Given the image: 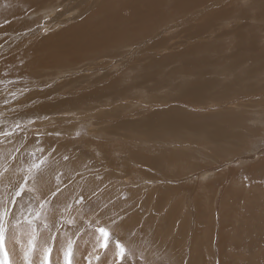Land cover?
Masks as SVG:
<instances>
[{
	"label": "rangeland",
	"instance_id": "1",
	"mask_svg": "<svg viewBox=\"0 0 264 264\" xmlns=\"http://www.w3.org/2000/svg\"><path fill=\"white\" fill-rule=\"evenodd\" d=\"M90 2L47 0L22 19L8 18L11 22L0 27V132L12 133L9 139L0 136V171L10 163L12 171L5 176L15 183L33 159L30 153L40 156L37 149L43 148L47 155L55 148L47 178L55 184V176L64 173L62 179L69 184L65 196L53 202L57 213L65 219L74 217L83 227L91 221L88 233L96 226L107 228L111 238H120L137 259L144 257L142 264H264V0H212V7L226 13L210 20L205 16L212 12L194 13L198 18L191 15L188 22L174 9L178 0H160L168 8L161 37L147 36V42L131 46L135 36L156 28L145 22L141 30L116 24L115 32L110 29L116 36L96 40L91 51H74L71 59L63 56L65 50H57L52 61L35 65L29 56L42 54L28 47L51 41L83 10L93 18L90 26L107 20V25L115 26L110 19L114 12L105 8L110 0H98L87 11ZM171 21L175 23L169 25ZM190 38L208 46L205 51L198 48L195 62L185 60L189 64L179 58ZM49 45L45 50L53 43ZM204 52L205 60L200 59ZM253 71L254 77L246 74ZM65 155L68 161L63 160ZM8 186V179L0 180V198L7 199ZM80 191L89 203L65 212L64 200L71 203L70 196ZM65 230L69 235L75 232L71 224ZM45 231L40 228L41 236ZM73 238L78 244L76 264H88L89 259L92 264H112L111 252L100 251L99 262L89 255L92 235L81 231ZM29 239L26 225L17 227L15 237L6 234V248L15 264H25ZM54 258L63 264L62 252L54 253ZM33 259L39 264L35 255Z\"/></svg>",
	"mask_w": 264,
	"mask_h": 264
},
{
	"label": "snow or ice",
	"instance_id": "2",
	"mask_svg": "<svg viewBox=\"0 0 264 264\" xmlns=\"http://www.w3.org/2000/svg\"><path fill=\"white\" fill-rule=\"evenodd\" d=\"M19 129L20 125H16ZM23 129H21L22 131ZM15 131V129L13 130ZM51 135V133H48ZM58 136L59 133H56ZM0 136L9 139L12 136L11 132H0ZM18 151V149H15ZM41 153L36 156V153H30L33 157L25 169H22L23 174L15 183H11L10 177H6L5 173L12 171L11 164L0 171V180L8 179L9 186L7 189V199L0 198V264H15V261L10 259V254L6 248V234L11 232L15 237V232L18 226L26 225L29 229L30 239L27 248L24 249L25 264H36L33 259L35 255L39 264H58L54 258V253L62 252L63 264H76L75 251L78 246L77 239L81 231L90 234L94 237L92 243V252L89 255L96 261H100V251L106 254L112 253V264H142L144 257L141 255L139 259L136 253L127 248L120 238L112 239V233L105 227L96 226L91 233H88V228L93 227L90 221L88 227H83L77 224L74 217L65 219L55 210L54 201L59 202L60 198L65 196V191L69 184L64 182V173H59L55 176L56 183L50 184L47 178L49 167V157L56 151L52 148L51 151L44 155V149H37ZM12 156L11 153H9ZM16 157L12 156V160ZM69 156L65 155L63 160L68 161ZM79 175V173H77ZM71 182V177H67ZM36 185H39L38 188ZM33 194L35 201L33 203ZM94 194V193H93ZM27 199V203H25ZM71 203L66 198L64 200L63 210L68 212L70 209L81 210L89 203L83 191L70 196ZM46 206H49V211H45ZM94 215H99L96 210H93ZM111 223L119 227L115 219H111ZM71 224L75 228L72 235L65 230V225ZM43 227L46 231L41 236L40 228ZM40 241V246H37V240ZM88 264H92V259L88 260Z\"/></svg>",
	"mask_w": 264,
	"mask_h": 264
},
{
	"label": "bare ground",
	"instance_id": "3",
	"mask_svg": "<svg viewBox=\"0 0 264 264\" xmlns=\"http://www.w3.org/2000/svg\"><path fill=\"white\" fill-rule=\"evenodd\" d=\"M45 1H47V0H0V27L2 28V26H3V28L2 29H4V25L6 24V23H8V22H11V21H8V18L9 19H11V20H13L14 18H19V19H22V17L24 16V14H26L27 12H28V10L29 9H33L35 6H40V4L42 5L43 4V2H45ZM87 1V0H86ZM90 1V0H89ZM98 0H93V4L94 3H96ZM113 1V3L111 2V0H110V3L109 4H107L106 5V10L108 11L107 13H109L110 14V12H114V14L110 17V19L112 20V22L115 24V26L114 27H116V28H113V26H110V25H107L109 22H108V20L106 21V23L104 24V22H100V23H98V24H96V26H98V27H96L95 28V25L94 26H90V24H89V22L90 21H92L93 20V18L92 17H90V18H88L87 16H86V11L85 10H83V14L80 16V15H78L79 17L77 18V19H75V18H73V24L72 25H70L68 28H66L65 30H63V31H61V33H57V34H55V36H52L49 40H51V41H42V42H40V41H38L37 43H36V48H35V46H33V47H30L31 45V43H29V47H28V49H32V51H33V53L34 54H37V53H41L42 55L41 56H29L30 58H32L33 60V62H34V64L36 65V64H39V65H41V64H45V62L47 61H49V59L52 61L53 59H54V57L56 56V52H59V51H57V50H65V53L66 54H63V56H66V57H68V58H71V57H73V54H74V51H83L84 49H86V50H90V49H94V47H96L95 45H94V42L96 41V40H98V39H102V40H108V39H111L112 37H115L116 36V33H114V34H112L111 33V31H110V29L111 30H113L114 32H115V30H117V26H116V24H118L119 26H121V29H122V26H125V24H129L130 26H131V28H132V25L134 26V27H137V28H139L140 26H143V24H141L142 22H145L146 24H147V27L148 26H154L156 29L155 30H153V29H151V30H149V31H147L146 32V30H145V34H143V35H137V36H135V37H137L138 39L136 40V41H132L130 44H131V46H135L138 42H140L141 41V43H143V42H147V38L150 36L151 38L155 35L156 36V34H159L160 35V37H161V29H165V31H166V27H163V25H167L168 24V22L166 23L165 22V20H164V17L163 16H165L166 17V14H167V11H168V8H165L163 5H161V2H160V0H156V1H153V0H133L132 2H128V4L126 3L127 1L126 0H118V1H116V0H112ZM120 1H124L127 5H121V4H119V5H116L115 3H117V2H120ZM222 1V0H221ZM224 1V0H223ZM101 2H102V0H101ZM115 2V3H114ZM204 2L205 3H207L208 2V0H178V3L177 4H175V6H174V9L177 11V9L179 10V11H181L180 12V14L182 15V18H180L181 20H183V19H185L186 20V22H188L189 20H187V19H189V17H191V15H193L192 17H193V19L196 17L195 15L196 14H194V13H198V16H199V14L201 13V14H203L204 12H206V13H208V12H212V14H208L207 16H205V18H208L209 20L210 19H214L212 16L214 15V17H215V15H216V17H217V15H220L221 16V14H224V13H226V12H224L223 13V11H227V10H225V9H223V10H220V11H222V12H218L217 10V8L216 7H212V5L214 4V2H212V0L209 2V3H207V4H204ZM104 3V2H103ZM107 3V2H106ZM218 3V2H217ZM219 3H220V1H219ZM218 3V4H219ZM90 4H91V2H90ZM93 4H91V5H87L88 6V8H87V11H89V8L90 7H93L92 5ZM102 4V3H101ZM221 4V3H220ZM99 5V4H98ZM86 6V7H87ZM101 6V5H100ZM115 6H119L120 8H121V10H120V12L118 13V10L116 9V8H114ZM194 6V7H193ZM95 7H97L98 8V6H97V4H96V6ZM101 7H103V5L101 6ZM104 8V9H105ZM112 8H114V10L115 11H117V12H115ZM91 9V8H90ZM220 9V8H219ZM232 10V9H231ZM73 11V10H72ZM92 11V10H91ZM91 11L89 12V14L88 15H90V13H91ZM246 11V10H245ZM229 12H231V11H229ZM235 13V12H234ZM245 13V12H244ZM264 13V12H263ZM230 14V13H229ZM243 14V13H242ZM228 15V14H227ZM226 15V16H227ZM92 16H94V17H97V14H94V15H92ZM198 16L196 17V18H198ZM224 16L225 15H223V17H222V19L224 18ZM237 16V15H236ZM84 17H87L86 19H84V20H82ZM155 17L157 18V20L154 22V23H152L151 22V20H152V18H154L155 19ZM174 17V16H173ZM231 18H232V16H230ZM240 17V16H239ZM246 17H247V15H246ZM147 18V19H146ZM219 18V17H218ZM228 18H229V16H228ZM227 18V19H228ZM248 18V17H247ZM89 19V20H88ZM79 20H82V21H79ZM199 20V19H198ZM240 21L241 20V17H240V19L239 18H237V21ZM252 20V19H251ZM261 20V19H260ZM184 21V20H183ZM236 21V22H237ZM243 21V20H242ZM65 22H67L66 20H65ZM211 22H213V20L211 21ZM101 23H102V25H101ZM169 23H171V24H169V25H173L174 23H175V21H171V22H169ZM203 23V22H202ZM209 23V22H208ZM217 23V22H216ZM215 23V24H216ZM234 24H238V23H235V22H233ZM258 23V22H257ZM256 23V24H257ZM214 24V23H213ZM233 24V25H234ZM245 24V23H244ZM255 24V23H254ZM255 24V25H256ZM205 25V24H204ZM211 24H209V26H210ZM232 25V24H231ZM248 25H250V24H248ZM31 26V25H30ZM33 26V25H32ZM206 26V25H205ZM235 26V25H234ZM237 26L238 25H236V27L235 28H237ZM252 26H254L253 24H252ZM258 26H259V23H258ZM126 27H128V26H125V28ZM174 27V26H173ZM200 27V26H199ZM202 27V26H201ZM230 27V26H229ZM232 27V26H231ZM242 27V26H241ZM120 28V27H119ZM151 28V27H150ZM195 28V27H194ZM203 28V27H202ZM219 28V27H218ZM249 28H251L250 26H249ZM259 28V27H258ZM96 29V30H95ZM133 29V28H132ZM131 29V30H132ZM149 29V28H148ZM241 29V28H240ZM244 29H248L247 27L246 28H244ZM254 29V28H253ZM256 29V28H255ZM6 30V29H5ZM134 30V29H133ZM136 30V29H135ZM140 30H141V27H140ZM188 30V29H187ZM196 30V29H195ZM195 30H193V31H195ZM204 30V29H203ZM234 30V29H233ZM236 30V29H235ZM251 31V34H252V29H250ZM0 31H1V29H0ZM4 31V30H3ZM143 31V30H142ZM170 30H168L166 33H168ZM192 30L190 31V33L191 32H193ZM201 31V30H200ZM199 31V32H200ZM204 31H209V30H204ZM203 31V33H205ZM211 31V30H210ZM214 31H215V29H214ZM231 32H232V29L230 30ZM238 31H240V30H238ZM237 31V32H238ZM242 32H243V30H241ZM258 31V30H257ZM9 32V31H8ZM122 33H123V35L125 36L126 34H127V32H125L124 30L123 31H121ZM137 32V31H136ZM202 32V31H201ZM216 32V31H215ZM256 32V31H255ZM129 33V32H128ZM135 33V32H134ZM138 34H141L140 33V31H138L137 32ZM169 33H171V32H169ZM222 33V32H221ZM234 33H235V31H234ZM233 33V34H234ZM176 34V33H175ZM196 34V33H195ZM197 34H198V31H197ZM213 34V33H212ZM215 34H217V33H215ZM224 34V33H223ZM223 34H221V35H223ZM232 34V33H231ZM236 34V33H235ZM240 34H243V33H238L237 35H240ZM245 34H246V32H245ZM248 34V33H247ZM129 35V34H128ZM166 35V37H167V35L168 34H165ZM174 35V34H173ZM189 35V34H188ZM203 35V34H202ZM219 35V34H218ZM227 35V34H226ZM248 35H250V34H248ZM255 35H256V33H255ZM11 36V35H10ZM21 36V35H20ZM148 36V37H147ZM193 36H195V35H193ZM207 36H209L208 34H207ZM225 36V35H224ZM246 36V35H245ZM117 37H119V35H117ZM134 37V38H135ZM157 37V36H156ZM164 37V36H163ZM198 37H199V34H198ZM210 37V36H209ZM244 36L243 35H241L239 38H243ZM252 37V36H251ZM250 37V38H251ZM158 38V37H157ZM156 38V39H157ZM167 38H169V39H171V37L169 36V37H167ZM195 38H197V35L195 36ZM194 38V39H195ZM216 38H217V36H216ZM215 38V39H216ZM218 38H220V37H218ZM245 38V37H244ZM247 38V37H246ZM16 39V38H15ZM75 39H79V40H76L75 41ZM146 39V40H145ZM150 39V38H149ZM153 39H155V38H153ZM117 40V39H116ZM145 40V41H144ZM161 40H163V38L161 39ZM166 40V39H165ZM241 40H243V39H241ZM241 40H238V41H240V42H243V41H241ZM152 41H155V40H152ZM192 41H194L193 39H192ZM191 41V38H190V41H189V43H188V45L182 50V52H181V54H180V57L181 58H179V59H182L183 61H185V60H192L193 62H195L196 61V59H197V57H195L196 56V54H198V52H199V49L202 47V49L201 50H204L205 48L207 49V46L206 45H204L203 44V46H201V45H198L197 43H193ZM236 41V40H235ZM247 41V40H246ZM116 42V41H115ZM135 42H137V43H135ZM164 42V41H163ZM50 43H53V46L51 45V47H50V50H45V48L46 47H48L47 45H49ZM85 43L87 44V47H85L86 45H85ZM236 43V42H235ZM255 43V42H254ZM8 44V43H7ZM59 44V45H58ZM88 44H90V46L88 45ZM116 44V43H115ZM129 44V45H130ZM180 44V43H179ZM184 44V43H183ZM253 44V43H252ZM124 45V44H123ZM142 45V44H141ZM176 45V44H175ZM174 45V46H175ZM185 45V44H184ZM213 45V44H212ZM216 45V44H215ZM243 45V44H242ZM248 45V44H247ZM251 45V44H250ZM50 46V45H49ZM62 46V47H61ZM116 46V45H115ZM158 46V45H157ZM163 46V45H162ZM234 46V45H233ZM101 47V46H100ZM118 47V46H117ZM125 47V46H124ZM161 47V46H160ZM184 47V46H183ZM200 47V48H199ZM213 47H214V45H213ZM216 47V46H215ZM214 47V48H215ZM237 47V46H236ZM63 48V49H62ZM172 48V47H171ZM181 48V47H180ZM199 48V49H198ZM204 48V49H203ZM210 48V47H209ZM214 48H212V49H214ZM218 48V47H217ZM223 48H224V46H223ZM234 48H235V46H234ZM238 48V47H237ZM36 49H37V51H36ZM98 49V48H97ZM120 49V48H119ZM182 49V48H181ZM221 49H222V47H221ZM233 49V48H232ZM239 49V48H238ZM242 49V48H241ZM241 49H239V52H240V50ZM44 50V51H43ZM102 50V49H101ZM109 50V49H108ZM114 50V49H113ZM248 50V49H247ZM252 50V49H251ZM22 51H24L23 49H22ZM26 51V50H25ZM28 51V50H27ZM46 51V52H45ZM70 51H72L71 53H70ZM91 51V50H90ZM119 51V50H118ZM154 51V50H153ZM205 51V50H204ZM208 51H210V50H208ZM220 51V50H219ZM235 51H236V49H235ZM18 52V51H17ZM101 52V51H100ZM112 52V51H111ZM213 52V51H212ZM217 52H218V50H217ZM237 52V51H236ZM2 53V52H1ZM15 53V52H14ZM99 53V52H98ZM139 53V52H138ZM172 53V52H171ZM207 53L208 52H204V54H201L200 53V59H203V60H205L208 56H207ZM221 53H223V52H221ZM238 53V52H237ZM241 53V52H240ZM245 53V52H244ZM25 54V53H24ZM23 54V55H24ZM32 54V53H31ZM118 54V53H117ZM169 54H170V52H169ZM177 54V53H176ZM219 54V53H218ZM153 55H154V53H153ZM209 55V54H208ZM224 55V54H223ZM247 55V54H246ZM250 55H252L251 53H250ZM2 56H4V55H2ZM7 56V55H6ZM20 56H22V55H20ZM25 56H27V55H25ZM86 56H87V54H86ZM103 56H104V54H103ZM156 56H158V55H156ZM198 56V55H197ZM210 56V55H209ZM237 56V55H236ZM240 56V55H239ZM247 56H249V54L247 55ZM1 57V56H0ZM18 57V56H17ZM57 57H62V55H61V53L60 54H58V56ZM125 57V56H124ZM155 57V56H154ZM219 57V56H218ZM233 57H235L234 56V54H233ZM245 57V56H244ZM250 57V56H249ZM16 58V57H15ZM19 58V57H18ZM109 58V57H108ZM118 58V57H117ZM237 58V57H236ZM246 58H248V57H246ZM21 59V58H20ZM71 59H73V58H71ZM119 59V58H118ZM170 59V58H169ZM239 59H240V57H239ZM245 59V58H244ZM15 60V59H14ZM18 60V59H17ZM23 60H24V58H23ZM121 60V59H120ZM176 60V59H175ZM246 60V59H245ZM70 61H72V60H70ZM177 61V60H176ZM208 61H209V59H208ZM207 61V62H208ZM238 61V60H237ZM243 61V60H242ZM251 61V60H250ZM249 61V62H250ZM21 62H24V61H21ZM29 62V61H28ZM211 62V61H210ZM245 63H246V61H244ZM162 63V62H161ZM184 63H189L190 64V62H188V61H185ZM192 63V62H191ZM215 63H217V62H215ZM240 63V62H239ZM15 64V63H14ZM28 64V63H27ZM165 64V63H164ZM169 64V63H168ZM174 64V63H173ZM198 64H200V63H198ZM178 65V64H177ZM176 65V66H177ZM215 65V64H214ZM235 65V64H234ZM241 65V64H240ZM6 66H8V65H6ZM34 66V65H33ZM196 66V65H195ZM199 66H201V65H199ZM203 66V65H202ZM217 66V65H216ZM244 66H245V64H244ZM258 66V65H257ZM11 67V66H10ZM16 67H18V66H16ZM29 67V66H28ZM196 67H198V66H196ZM195 67V68H196ZM1 68V67H0ZM5 68V67H4ZM13 68V67H12ZM115 68V67H114ZM246 68V67H245ZM252 67L251 66H249V67H247L246 69L248 70V71H251L252 69H251ZM254 68V67H253ZM15 69V68H14ZM160 69V68H159ZM201 69H203V68H201ZM209 69V68H208ZM240 69V68H239ZM5 70V69H4ZM20 70V69H19ZM183 70V69H182ZM190 70V69H189ZM24 71V70H23ZM22 71V72H23ZM191 71V70H190ZM262 71V70H261ZM263 71H264V69H263ZM11 72V71H10ZM14 72H16V71H14ZM30 72V71H29ZM157 72V71H156ZM160 72V71H159ZM240 72V71H239ZM146 73V72H145ZM186 73V72H185ZM189 73V72H188ZM191 73V72H190ZM201 73H202V70H201ZM200 73V74H201ZM148 74V73H147ZM153 74V73H152ZM163 74V73H162ZM236 74V73H235ZM246 74L247 75H249V76H252V77H254L255 76V71H253L252 73H247L246 72ZM23 76V75H22ZM236 76V75H235ZM12 77H13V75H12ZM161 77H163V76H161ZM103 78V77H102ZM166 78V77H165ZM236 78V77H235ZM9 79V78H8ZM110 79V78H109ZM199 79V78H198ZM208 79V78H207ZM239 79V78H238ZM121 80V79H120ZM158 80V79H157ZM114 81V80H113ZM201 81V80H200ZM209 81V80H208ZM104 82V81H103ZM240 82V81H239ZM101 83H102V81H101ZM114 83V82H113ZM116 84H117V82H116ZM235 84V83H234ZM108 85V84H107ZM106 85V86H107ZM109 85H111V84H109ZM216 86H217V84H215ZM257 85V84H256ZM260 86V85H259ZM108 87V86H107ZM245 87H248L247 85H245ZM244 87V88H245ZM249 87H252V89L254 88V83H252ZM122 88V87H121ZM109 89H111V87H109ZM119 89V88H118ZM127 89V88H126ZM133 89V88H132ZM105 90V89H104ZM128 90V89H127ZM118 91V90H117ZM123 92V91H122ZM247 92V91H246ZM250 92V91H249ZM240 93V92H239ZM125 94V93H124ZM246 94V93H245ZM252 94H254V93H252ZM127 96V95H126ZM241 96V95H240ZM243 97V96H242ZM246 97V96H245ZM250 97H252V95L250 96ZM249 98V97H248ZM84 100V99H83ZM242 101V100H241ZM239 103V102H238ZM236 106V105H235ZM247 106V105H246ZM245 110V109H244ZM261 111V110H260ZM259 111V112H260ZM236 112V111H235ZM258 112V113H259ZM260 115V114H259ZM262 116V115H261ZM163 122V121H162ZM165 122V121H164ZM168 123H170V122H168ZM163 124V123H162ZM165 124V123H164ZM170 125H171V123H170ZM228 126V125H227ZM176 130V129H175ZM184 132V131H183ZM217 132V131H216ZM215 132V133H216ZM182 132L180 131V134H181ZM179 134V135H180ZM217 134V133H216ZM180 136H182V135H180ZM216 136V135H215ZM189 137V136H188ZM27 143H25V145H26ZM222 152V151H221ZM221 155V154H220ZM147 161V160H146ZM217 163V162H216ZM218 164V163H217ZM248 169H250V168H248ZM246 170H247V168H246ZM245 170V171H246ZM144 195V194H143ZM213 197V196H212ZM137 207V206H136ZM214 209V208H213ZM250 214H251V212H250ZM253 215V214H252ZM248 217V216H247ZM261 217V216H260ZM255 220V219H254ZM248 222V221H247ZM237 232V231H236ZM239 235V234H238ZM249 235V234H248ZM255 236V235H254ZM248 237V236H247ZM246 237V238H247ZM257 238V237H256ZM262 238V237H261ZM243 240H245L244 238H243ZM253 242V241H252ZM259 242H261V240L259 241ZM182 243V242H181ZM239 244V243H238ZM237 247H238V245H237ZM234 248H235V246H234ZM238 249V248H237ZM239 249H240V247H239ZM237 251H239V250H237ZM250 251V250H249ZM255 251V250H254ZM252 253V252H251ZM16 255V254H15ZM234 255V254H233ZM251 255V254H250ZM256 255V254H255ZM254 255V256H255ZM261 255V254H260ZM253 256V255H252ZM264 256V255H263ZM251 257V256H250ZM262 257V256H261ZM260 259V258H259ZM261 260V259H260ZM79 261V260H78ZM257 261V260H256ZM243 262V261H242Z\"/></svg>",
	"mask_w": 264,
	"mask_h": 264
}]
</instances>
